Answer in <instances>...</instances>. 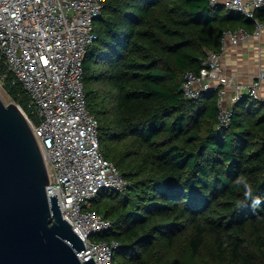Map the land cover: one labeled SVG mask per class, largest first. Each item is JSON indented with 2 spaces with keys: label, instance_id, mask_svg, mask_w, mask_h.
I'll list each match as a JSON object with an SVG mask.
<instances>
[{
  "label": "trees",
  "instance_id": "16d2710c",
  "mask_svg": "<svg viewBox=\"0 0 264 264\" xmlns=\"http://www.w3.org/2000/svg\"><path fill=\"white\" fill-rule=\"evenodd\" d=\"M239 28L254 24L208 0L104 3L82 83L100 153L128 183L89 208L111 222L90 241L116 242L114 264H264V106L242 98L217 130L215 93L185 100L180 90ZM2 87L27 110L9 74Z\"/></svg>",
  "mask_w": 264,
  "mask_h": 264
},
{
  "label": "built area",
  "instance_id": "2783aa9c",
  "mask_svg": "<svg viewBox=\"0 0 264 264\" xmlns=\"http://www.w3.org/2000/svg\"><path fill=\"white\" fill-rule=\"evenodd\" d=\"M107 1L0 0V86L9 74L29 97L27 110L18 108L42 154L46 195H56L62 218L82 240L80 262L92 258L95 264H114L119 246L114 241H90L109 230L111 222L89 208L99 193L122 192L128 185L100 153L98 124L83 92V58L96 40L94 22ZM208 4L254 24L252 32L224 31L218 52H207L198 72L186 71L182 77L185 100L215 93L220 130L230 126L233 106L242 98L264 106L260 94L264 70L259 69L249 83H240L222 68L229 47L262 38L264 22L256 14L264 13V0H208Z\"/></svg>",
  "mask_w": 264,
  "mask_h": 264
},
{
  "label": "water",
  "instance_id": "95a60500",
  "mask_svg": "<svg viewBox=\"0 0 264 264\" xmlns=\"http://www.w3.org/2000/svg\"><path fill=\"white\" fill-rule=\"evenodd\" d=\"M0 93V264H95L46 195L48 176L30 127Z\"/></svg>",
  "mask_w": 264,
  "mask_h": 264
},
{
  "label": "crops",
  "instance_id": "0c3cea01",
  "mask_svg": "<svg viewBox=\"0 0 264 264\" xmlns=\"http://www.w3.org/2000/svg\"><path fill=\"white\" fill-rule=\"evenodd\" d=\"M223 72L240 83H249L259 69L264 70V34L260 40L251 38L236 47H229L222 60ZM260 94L264 96V82Z\"/></svg>",
  "mask_w": 264,
  "mask_h": 264
},
{
  "label": "rangeland",
  "instance_id": "374dc122",
  "mask_svg": "<svg viewBox=\"0 0 264 264\" xmlns=\"http://www.w3.org/2000/svg\"><path fill=\"white\" fill-rule=\"evenodd\" d=\"M0 93H1V95H2V97H3V99H4V101L6 102L5 104L7 105V104H15V102H13L8 96H7V94L4 92V90L2 89V87L0 86ZM261 110H263V112H264V107H262L261 108Z\"/></svg>",
  "mask_w": 264,
  "mask_h": 264
}]
</instances>
